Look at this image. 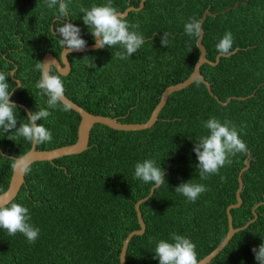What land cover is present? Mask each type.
Returning a JSON list of instances; mask_svg holds the SVG:
<instances>
[{
    "label": "trees",
    "instance_id": "obj_1",
    "mask_svg": "<svg viewBox=\"0 0 264 264\" xmlns=\"http://www.w3.org/2000/svg\"><path fill=\"white\" fill-rule=\"evenodd\" d=\"M106 2L70 0L71 15L63 23L78 26L86 45L92 44L91 29L83 23L79 9ZM112 3L123 11L127 6L136 8L139 0ZM205 10L215 14L206 16L201 25L207 61L214 62L219 54L215 46L226 31L234 36L233 53L219 57L215 66L204 63L199 68L211 94L220 102L232 97L229 102L219 104L195 80L168 95L150 128L117 131L94 124L80 154L32 163L11 202L29 208L31 223L40 234L30 244L23 234L9 236L0 229V264H119L122 241L139 228L134 203L153 186L133 178L136 163L145 159L160 164L165 183L139 205L144 230L130 238L125 264H159L154 258L156 242L170 241L173 232L197 245L198 260L209 254L227 232L225 209L235 202L237 175L244 160L248 168L241 174L240 206L229 211L232 228L253 218L252 208L264 202V0H145L140 10L126 15L130 24H140L145 37L141 48L127 60L115 56L123 51L120 45L68 54L70 71L61 76L65 97L92 115L119 123L145 122L162 91L192 72L198 58L197 37L187 35L184 26L191 17L200 20ZM58 16V5L49 9L45 0H0V71L13 70L12 77L20 86L10 99L28 112L47 109L48 97L35 87L40 78L35 65L46 53L59 57ZM52 21L55 34L50 30ZM164 32L171 34L168 47L160 42ZM53 74L57 73L53 70ZM8 83L10 89L15 85L10 77ZM49 111L47 120L37 124H44L53 139L35 145L36 150L66 146L76 139L78 115L70 109L63 111L62 105ZM16 115L19 128L27 115L20 107ZM211 117L242 128L240 137L249 154H237L219 175L200 180L193 148L207 134L203 122ZM14 131L0 129V194L7 188L13 165L5 156L20 157L31 145ZM221 175L226 181H221ZM191 180L208 189L195 202L175 192ZM254 213L256 219L234 233L207 264H258L252 249L264 243V205H258Z\"/></svg>",
    "mask_w": 264,
    "mask_h": 264
},
{
    "label": "clouds",
    "instance_id": "obj_2",
    "mask_svg": "<svg viewBox=\"0 0 264 264\" xmlns=\"http://www.w3.org/2000/svg\"><path fill=\"white\" fill-rule=\"evenodd\" d=\"M45 2L49 9L58 5V18L61 19H58L60 26L55 28V31L60 37L63 49L68 53L83 51L87 41L81 38V29L70 21L63 23V20H68L71 15L68 11L70 0H45ZM79 10L83 13V23L91 29L90 34L98 49L106 46L111 48L116 45L122 47L123 51L115 53L118 59H129L145 43V37L139 31V22L130 24L124 12L113 6L112 0H107L103 5L93 4L91 8L81 6ZM184 29L187 35L199 37L201 21L191 17ZM170 35L168 32L163 33L160 41L162 46L168 47ZM233 44L232 32L226 31L215 47L220 55L227 56L231 54ZM54 65L51 62H38L35 65V69L40 72V78L35 87L40 90L41 95L48 97L47 109L40 108L35 112H29L26 117L27 122L21 123L19 128H17V107L10 99L12 88L10 89L8 83V78L13 73L0 71V129L4 133L15 130L17 138L23 137L34 145L52 141L51 131L44 124H37V121L47 120L51 115L49 109H56L60 105L63 111H68L70 108L65 97L62 74L59 72L53 74ZM15 83L19 84V80ZM203 128L207 130V134L200 136L193 148L199 161L197 167L200 180H206L211 175H219L220 169L225 165L230 166L233 162L232 158L237 154H249L247 144L240 137L242 128L238 129L232 121L227 119L221 121L216 117H211L203 122ZM12 167L18 173L25 175L30 171L25 157L13 163ZM133 178L145 183L151 182L155 189L165 183L164 170L155 159L137 162ZM220 179L223 182L227 178L221 175ZM206 191L208 189L204 184L194 183L192 180L181 183L175 188L176 193L182 194L191 202H195ZM0 229H5L9 236L21 233L30 244H34L40 234V229L31 223L29 208L21 203H9L7 193L0 196ZM170 241L160 239L156 242L154 258H158L159 264H200L196 251L197 245L191 239L173 232ZM252 252L258 264H264V243H261L258 248H253Z\"/></svg>",
    "mask_w": 264,
    "mask_h": 264
},
{
    "label": "water",
    "instance_id": "obj_3",
    "mask_svg": "<svg viewBox=\"0 0 264 264\" xmlns=\"http://www.w3.org/2000/svg\"><path fill=\"white\" fill-rule=\"evenodd\" d=\"M144 1L145 0H139L138 6L136 8L127 7L122 12H124V14L126 16L131 11H138L142 7ZM236 5L237 4H235L234 7ZM214 15L215 14H211L207 10H205L202 13L201 18H200L201 25H202L206 16H214ZM53 22L54 21L51 22L50 30L53 34H55V32L52 31ZM202 35H203V32L201 30V35L199 37H197L195 40V45H196V48L198 50V58H197L196 62L194 63L192 72L182 82H179L175 85L168 86L162 91L157 104L154 106V108L152 109L148 119L145 122H142V123H119L114 118L89 114L86 111H84L81 107L77 106L75 103H73L72 101L67 99V102L70 105L69 109L71 111L75 112L79 117L77 129H76V139L72 144H69L66 146H61V147L54 148L51 150H45V151L44 150H36L35 145L31 144L29 150L27 152H25L20 157L13 158L10 156H5V155L4 156L6 158H11L13 160V163L18 162L21 157H25L27 159L28 165L30 166L34 162L51 161L52 159H57V158H60L63 156L80 154L81 152H83L86 149V146L88 143V138H89V132H90V130L94 124H101L103 126H106L109 129H111V130H117V131H141V130L148 129L156 121L157 116H158L160 110L162 109V107L164 106L168 95H170L172 92H176V91H179L181 89L186 88L187 86L192 84L195 80L200 81L205 86L208 94L211 95L214 100H216L219 104L225 106L232 97L226 98V100L224 102H220L217 99V97L213 96L210 92L209 84L206 81H204L203 77L201 76V74L199 72V68L204 63H206L210 66H215L218 63L219 57H228L229 55L222 56L220 54H217L214 58V62L211 63V62L207 61L205 59V50L201 45ZM97 49L98 48L95 46L94 38H93V43L86 45V47L83 51H73L71 53H68L65 49H63V46H62L60 54H59V60H57L51 53H46L42 56L41 62H51V63L55 64L53 66V70L57 74L59 72L62 74L61 76H65L70 71V65H69L67 58H66V56L68 54H76V53H81L84 51H94ZM231 53H233V52H231ZM9 72L13 73V70H11ZM12 76H10L11 80H13V82L17 81L15 79H13ZM15 84L16 85L13 87L12 92L20 86V82H19V84H17V83H15ZM251 96H252V94H250L247 97H251ZM247 97H236L235 99L244 100ZM15 105L17 107H20L24 111V113L26 115H28L29 112L23 105H20L18 103H15ZM0 154L3 155L1 150H0ZM243 163H244V166H243V168L240 169V171L238 172V175H237V189L235 191V202L233 204H230L229 206H227V208L225 209V214H226V219H227V232L225 234V237L209 254H207L205 257H203L201 260H199L200 264H207L215 255H217V253L219 251L222 250V248L228 243V241L230 240V238L233 236L234 233H236L237 231L245 229L250 223H252L256 219V214L254 213V209L260 204L264 205V202L255 205L251 210L253 218L239 228H232L231 216H230L229 211L231 209H235V208H238L240 206L239 193H240L241 186H242L241 174H242V172H244L248 168V162L246 160H244ZM23 177H24L23 173H18L12 167L11 175H10V179H9L7 188L0 194V196L7 193L8 200H9V202H11L16 197L17 193L20 190V187L22 186V184L24 182ZM154 189L155 188H153V186H152L149 189V192H148L146 197H144L143 199H140L136 203H134V211H135V215H136V219H137V223H138L139 228L137 230H133V231L129 232L127 234V236L124 238V240L122 241V245H121L119 256H118L119 264H125V262H124L125 249L127 247V244L129 242L130 238L132 236H139L143 233L144 225H143V222H142V219L140 216L139 205L141 203L145 202L152 195ZM263 198H264V195H263Z\"/></svg>",
    "mask_w": 264,
    "mask_h": 264
},
{
    "label": "flooded vegetation",
    "instance_id": "obj_4",
    "mask_svg": "<svg viewBox=\"0 0 264 264\" xmlns=\"http://www.w3.org/2000/svg\"><path fill=\"white\" fill-rule=\"evenodd\" d=\"M127 7H132V6H127ZM67 57H68V55L66 56V58H67ZM55 58H56V57H55ZM56 59L59 60V57L56 58ZM67 61H68V59H67ZM10 71H11V70H10ZM15 80H16V79H15ZM12 81H13V80H12ZM14 84H15V82H14ZM15 85H16V84H15ZM15 85H14V86H15ZM14 86H13V87H14ZM13 87H12V89H13ZM12 93H13V92H12ZM14 103H16V102H14ZM18 104H19V103H18ZM20 105H21V104H20ZM21 110H22V109H21Z\"/></svg>",
    "mask_w": 264,
    "mask_h": 264
}]
</instances>
